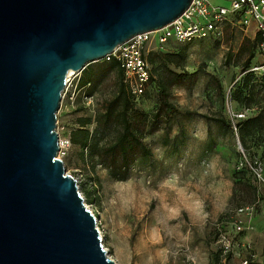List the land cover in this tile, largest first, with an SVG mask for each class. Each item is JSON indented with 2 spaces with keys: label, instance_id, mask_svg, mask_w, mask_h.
<instances>
[{
  "label": "rangeland",
  "instance_id": "obj_1",
  "mask_svg": "<svg viewBox=\"0 0 264 264\" xmlns=\"http://www.w3.org/2000/svg\"><path fill=\"white\" fill-rule=\"evenodd\" d=\"M213 2L231 6V0ZM246 28L232 20L223 36L169 46L170 51L182 50L186 56L171 68L189 73L181 82L169 80L170 98L180 113L172 116L170 132L161 129L145 137L152 155L140 157L125 180L113 178L88 151L72 143L77 118H94L105 94L89 97L79 90L82 72L72 77L63 93L57 130L71 139V145L59 157L76 177L86 205L98 218L108 255L118 264H241L251 254H256L251 264L264 261V186L254 173L239 169L241 161L259 159L264 165V130L250 132L242 142L230 126L247 105L243 97L237 98L239 87L252 74L244 71L245 55L240 51ZM155 47L153 40L148 43V48ZM261 61L256 47L251 64ZM196 71L197 80L190 76ZM155 75L167 78L170 74L159 68ZM257 79L261 76L253 73L248 83L259 85ZM137 106L149 114L157 111L161 107L158 90H148ZM252 106L255 113L260 111L257 104ZM221 117L230 124L217 122ZM89 128L93 131L95 123ZM239 178L262 187L257 191L253 228L236 233L234 219L243 206V198L238 200ZM224 232L236 242L230 253H224L219 242Z\"/></svg>",
  "mask_w": 264,
  "mask_h": 264
},
{
  "label": "water",
  "instance_id": "obj_2",
  "mask_svg": "<svg viewBox=\"0 0 264 264\" xmlns=\"http://www.w3.org/2000/svg\"><path fill=\"white\" fill-rule=\"evenodd\" d=\"M193 0H0V264H118L59 157L66 79Z\"/></svg>",
  "mask_w": 264,
  "mask_h": 264
},
{
  "label": "trees",
  "instance_id": "obj_3",
  "mask_svg": "<svg viewBox=\"0 0 264 264\" xmlns=\"http://www.w3.org/2000/svg\"><path fill=\"white\" fill-rule=\"evenodd\" d=\"M261 41L258 32L255 38L244 36L240 51L245 55L244 71H247L255 57V48H259ZM152 66V82L160 94L161 107L152 114L144 112L137 106L136 96L131 92L125 82L124 69L118 59H101L89 64L80 77L77 88L84 90L86 96L95 93L105 94L97 109L94 118L81 116L77 118L78 127L72 131V143L88 151L90 157L104 168L108 169L113 178L125 180L129 177L134 163L140 157H150L152 149L146 144L145 137L161 129L171 131L169 122L173 115L180 113L170 98V84L185 80L189 75L186 71L177 72L171 68L172 64L180 65L185 61V53L181 50L163 52L157 49L150 50L147 54ZM161 68L170 75L167 78L157 77L155 74ZM252 74L254 72L249 71ZM252 74L247 75L241 84L237 98H244V107L253 108L257 104L258 113L238 122L242 142L250 132L264 130V77L257 79L259 85H250L248 81ZM198 79V72L190 74ZM170 77V78H169ZM247 96H244V94ZM217 122L227 125L224 118H217ZM95 123L93 131L89 125ZM230 124V123H229ZM228 124V125H229ZM230 126H232L230 124ZM245 170V169H243ZM249 171V169L246 168ZM236 185L241 187L238 200H243L240 205L257 202V189L252 180L239 178ZM244 193L248 198H244Z\"/></svg>",
  "mask_w": 264,
  "mask_h": 264
},
{
  "label": "built area",
  "instance_id": "obj_4",
  "mask_svg": "<svg viewBox=\"0 0 264 264\" xmlns=\"http://www.w3.org/2000/svg\"><path fill=\"white\" fill-rule=\"evenodd\" d=\"M232 20L245 27H248L252 20L256 22L257 31L261 36L259 52L262 55V61L251 65L248 70L264 77V0H231L230 7L217 5L213 0H193L183 15L169 25L157 31L135 35L127 42L120 44L115 51L108 54L104 59L116 58L120 61L121 67L124 69L126 84L136 98L140 99L148 90L154 89L152 66L146 55L153 49L148 48L149 42H152V40L155 42L156 47L154 49L163 52L168 51L172 43H184L211 36H223L225 25ZM154 33H156L155 36ZM69 83L72 84V81L67 82L64 94ZM254 113L255 107L241 108L235 115L236 119L233 118L231 121L234 130L238 133V122L249 118ZM59 145L60 154L70 147L71 139L63 138L60 135ZM242 151V154L246 156L245 150L242 149ZM263 166L259 159H255L253 163L241 161L239 169H249L264 186ZM261 187L258 188V193H260ZM257 205L258 202L243 205L237 209L236 218L234 219L236 233L253 228L252 220L258 212ZM97 226L100 230L98 219ZM102 238H104L103 235ZM219 242H221L224 253H230L236 245V242L226 232L219 235ZM254 256V254H251L250 257L243 259L241 264H251V258H254ZM261 263L263 264L264 261H261Z\"/></svg>",
  "mask_w": 264,
  "mask_h": 264
},
{
  "label": "crops",
  "instance_id": "obj_5",
  "mask_svg": "<svg viewBox=\"0 0 264 264\" xmlns=\"http://www.w3.org/2000/svg\"><path fill=\"white\" fill-rule=\"evenodd\" d=\"M214 3L217 4L216 2H214ZM217 5H219V4H217ZM257 33H258V31H257V27H256V22L254 20H252L250 22V24L248 25V27L245 29L244 35L254 39L255 36L257 35ZM254 255H255L254 258H256V254H254ZM262 259H259L260 263H261L260 260H262ZM252 262H254V261H252Z\"/></svg>",
  "mask_w": 264,
  "mask_h": 264
},
{
  "label": "bare ground",
  "instance_id": "obj_6",
  "mask_svg": "<svg viewBox=\"0 0 264 264\" xmlns=\"http://www.w3.org/2000/svg\"><path fill=\"white\" fill-rule=\"evenodd\" d=\"M80 71H78V70H76L75 72H73L71 75H68L67 76V79H66V83L67 82H69L71 79H72V77L74 76V75H76L77 73H79ZM98 219V218H97ZM101 230V229H100ZM101 233H102V231H101ZM102 235H103V233H102ZM104 237V236H103Z\"/></svg>",
  "mask_w": 264,
  "mask_h": 264
}]
</instances>
